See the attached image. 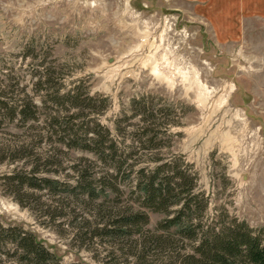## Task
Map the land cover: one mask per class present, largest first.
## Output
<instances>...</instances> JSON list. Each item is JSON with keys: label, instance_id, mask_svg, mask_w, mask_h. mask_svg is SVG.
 <instances>
[{"label": "rangeland", "instance_id": "obj_1", "mask_svg": "<svg viewBox=\"0 0 264 264\" xmlns=\"http://www.w3.org/2000/svg\"><path fill=\"white\" fill-rule=\"evenodd\" d=\"M196 6L0 0V99L8 109L0 110L2 226L32 233L62 264H133L128 246L99 231L109 220L108 205L128 199L132 183L118 179L123 195L90 201L18 190L7 177L37 168L40 177L75 185V169L90 166L98 178L103 169L90 164L95 157L68 150L63 137L89 138L102 128L126 147L146 125L159 134L161 158L180 157L195 173L197 190L209 201L205 220L235 218L264 236V19L245 21L239 40L220 43ZM73 92L76 109L65 97ZM29 102L34 119L10 118V109ZM149 111L154 118L143 114ZM149 218L153 230L162 217ZM12 253L0 247V264L11 263ZM152 254L149 264H169L165 253Z\"/></svg>", "mask_w": 264, "mask_h": 264}, {"label": "trees", "instance_id": "obj_2", "mask_svg": "<svg viewBox=\"0 0 264 264\" xmlns=\"http://www.w3.org/2000/svg\"><path fill=\"white\" fill-rule=\"evenodd\" d=\"M65 97L70 107L78 108L77 94L67 93ZM85 100L93 104L96 102L90 96ZM103 102H106L102 108L105 110L107 99H103ZM140 104L133 101L134 108ZM34 108L31 102L12 108L10 118L32 120ZM1 109L8 111L0 99ZM143 114L147 119L154 118L152 111H149V115ZM146 118L140 121L146 124ZM100 129L102 132L94 131L89 138L86 134L78 139L76 133L63 137L67 140L65 146L68 150L77 148L95 157L90 164H100L103 169L98 178L87 166L75 169V185L56 178L40 177L37 168L30 172L14 173L7 180L18 190L46 189L66 197L72 194L75 197L86 196L90 201L108 198L112 194L116 197L123 195L116 185L118 179L132 183L128 199L120 204L108 205L109 220L99 231L128 246L133 264H149L152 253H165L169 264H264L263 233L256 232L235 218L228 222L205 220L209 201L203 193L198 192L195 173L180 157L163 159L158 155L155 144L159 134L154 127L143 126L135 135L137 137L133 144L126 147H121L108 129ZM116 130L122 132L118 125ZM21 148L24 152L28 147L23 145ZM145 156H150V161H141ZM53 157L46 154L45 159ZM18 202L22 201L19 199ZM104 207L98 206L100 211L105 210ZM150 214L162 217L153 230L147 229ZM180 246L189 249L180 252ZM0 247L13 250V260L9 264H62L32 233L18 227L0 224Z\"/></svg>", "mask_w": 264, "mask_h": 264}, {"label": "crops", "instance_id": "obj_3", "mask_svg": "<svg viewBox=\"0 0 264 264\" xmlns=\"http://www.w3.org/2000/svg\"><path fill=\"white\" fill-rule=\"evenodd\" d=\"M194 1L197 12L211 26L220 43L234 42L243 34L247 20L264 19V0H187Z\"/></svg>", "mask_w": 264, "mask_h": 264}]
</instances>
